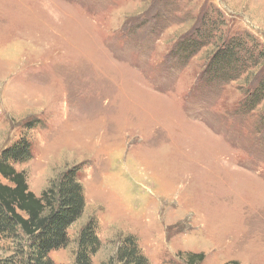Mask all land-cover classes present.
I'll return each instance as SVG.
<instances>
[{"label":"rangeland","instance_id":"1","mask_svg":"<svg viewBox=\"0 0 264 264\" xmlns=\"http://www.w3.org/2000/svg\"><path fill=\"white\" fill-rule=\"evenodd\" d=\"M21 137L32 192L83 187L54 264L88 221L92 264L127 235L149 264H264V0H0V151Z\"/></svg>","mask_w":264,"mask_h":264},{"label":"trees","instance_id":"2","mask_svg":"<svg viewBox=\"0 0 264 264\" xmlns=\"http://www.w3.org/2000/svg\"><path fill=\"white\" fill-rule=\"evenodd\" d=\"M232 49L231 44H227L217 52L216 66L233 69L238 65L240 59ZM29 149L26 138L21 137L0 151V241L11 246L12 253L7 258L10 262L6 264H54L50 251L67 245L68 229L84 211L83 187L75 178V170L71 169L36 195L29 189L25 174L14 167V163L29 157ZM100 246L96 225L88 221L78 231L71 264H92L91 258ZM186 255V264L200 262L203 258L202 254ZM112 261L114 264H149L133 235L121 240Z\"/></svg>","mask_w":264,"mask_h":264}]
</instances>
